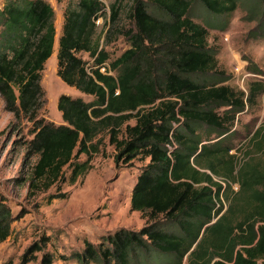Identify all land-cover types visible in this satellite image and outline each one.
<instances>
[{"label":"trees","instance_id":"1","mask_svg":"<svg viewBox=\"0 0 264 264\" xmlns=\"http://www.w3.org/2000/svg\"><path fill=\"white\" fill-rule=\"evenodd\" d=\"M194 1L211 12L219 29L226 28L237 7V0H135V25L123 31L130 46L114 59L97 33L104 2L68 5L57 72L93 97L62 93V123L39 115L45 103L42 70L56 42L53 4L3 0L0 6V94L16 119L33 121L34 135L26 141L28 178H16L29 180V193L57 183L48 200L67 197L62 183L76 182L89 168L103 132L115 145L116 162L149 159L130 197L131 208L143 211L146 223L140 229L118 227L98 242L85 238L82 250L65 256L74 258L71 264H151L153 256L158 264H264V167L237 164L229 151L235 114L254 101L264 82L250 81L246 95L227 82L229 75L217 64V48L209 42V26L191 15ZM120 9L119 0L111 4V27ZM82 51L93 57L89 66ZM102 64L114 73L101 71ZM248 67L261 71L252 60ZM133 117L135 123L129 122ZM261 132L256 129L254 137ZM82 153L88 157L81 159ZM226 180L238 181L239 189L219 214L217 199ZM22 215L14 214L0 193V240L11 235L12 222ZM49 241L43 233L19 261L0 264H28L37 251L41 264H52Z\"/></svg>","mask_w":264,"mask_h":264},{"label":"rangeland","instance_id":"2","mask_svg":"<svg viewBox=\"0 0 264 264\" xmlns=\"http://www.w3.org/2000/svg\"><path fill=\"white\" fill-rule=\"evenodd\" d=\"M49 1L55 8L57 34L54 53L48 58L42 70L45 103L39 115L62 123L64 119L58 108V98L62 93L82 95L86 99L93 96L67 83L57 72L58 39L62 31L65 10L68 5L77 4L78 0ZM102 1L104 8L102 15L97 19V33L101 36V46H104L114 59L130 46V40L123 31L135 25L133 19L135 0H119L120 15L112 27L111 4L116 0ZM2 3L3 0H0V6ZM191 15L209 26L210 45L217 48V64L229 75L227 82L231 86L238 89L233 73V64L237 57L252 60L264 75L263 0H237V7L231 13L225 29L214 26L216 23L214 16L200 2H193ZM108 30H111L110 37ZM225 34L228 35V40L224 39ZM80 54L87 59L88 66L92 64L93 57L89 52L82 51ZM260 79L264 81V77L256 80ZM223 108L219 107L218 111L222 112ZM234 119L230 125L234 131L229 151L235 154L236 163L250 161L264 167V89L252 103H248L242 111L235 114ZM135 121V117L129 120L131 123ZM32 127L33 121L27 117L18 120L13 112L5 108V101L0 94V193L7 196V202L14 214L24 213L12 222L11 235L5 240H0V262L10 258L19 261L32 241L46 233L50 236L47 249L54 254L52 264H71L74 258L65 256L82 250L85 238L98 242L101 235L118 227L140 229L146 223L145 213L131 208L130 197L141 167L149 159L138 156L128 163L116 162V148L109 141V132L101 134L100 150L92 154L89 168L76 182L62 183V189L69 193L67 197L48 200V195L58 190L57 183L48 190L32 196L29 193V180L16 179L21 175L28 178L30 165L28 160H25V153L26 141L34 135ZM258 128H262V134L254 137V131ZM124 134L123 126L120 135ZM213 136H216V133H213ZM87 157V153L80 155L81 159ZM35 159L36 157L33 161ZM69 173V168H66V175ZM238 189V181H233L231 185L226 182L220 191L224 204L220 207L219 214L226 209ZM217 201L220 202L218 199ZM41 255L42 252L37 251V258L28 264H41ZM187 258L186 255L184 261H187ZM149 260L153 262L151 264H158L154 256ZM143 262L141 264H147L146 260Z\"/></svg>","mask_w":264,"mask_h":264},{"label":"built area","instance_id":"3","mask_svg":"<svg viewBox=\"0 0 264 264\" xmlns=\"http://www.w3.org/2000/svg\"><path fill=\"white\" fill-rule=\"evenodd\" d=\"M224 39L228 40V35L225 34ZM100 70L103 72H107V73H114V71L112 69L107 68V66L104 64L100 65ZM233 73L236 77V83L238 85V89L242 90L245 95L248 92V87H249L250 81L264 77V75L261 74L260 72L250 69L248 67V60L246 58H242V57L235 58L234 64H233ZM260 80H262V79H260ZM226 182H228L231 185L233 181L232 180L223 181V185H225ZM233 187L236 188L235 185H233ZM220 202L217 201V206H220V204H224V199H223L222 195H220ZM215 219H216V217H214L213 220H215Z\"/></svg>","mask_w":264,"mask_h":264}]
</instances>
